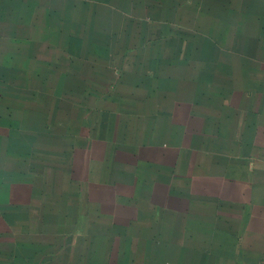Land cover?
Masks as SVG:
<instances>
[{
	"label": "crops",
	"instance_id": "obj_1",
	"mask_svg": "<svg viewBox=\"0 0 264 264\" xmlns=\"http://www.w3.org/2000/svg\"><path fill=\"white\" fill-rule=\"evenodd\" d=\"M88 2L100 37L35 41L29 77H66L68 89L56 93L108 95L119 126L147 120L165 150L195 143L178 181L148 182L153 212L179 232L217 240L212 249H237V264L248 252L264 264V0L263 12L250 0ZM106 132L105 143L124 135ZM64 175L52 179L51 212ZM4 184L0 264H60V225L49 224L44 191L33 197L26 181Z\"/></svg>",
	"mask_w": 264,
	"mask_h": 264
},
{
	"label": "rangeland",
	"instance_id": "obj_2",
	"mask_svg": "<svg viewBox=\"0 0 264 264\" xmlns=\"http://www.w3.org/2000/svg\"><path fill=\"white\" fill-rule=\"evenodd\" d=\"M88 1L0 0V192L17 181L28 182L33 197L44 191L49 224L60 225V264H237V249L210 248L213 239L179 232L149 204L152 176L178 181L180 159L195 143L165 142V150L147 120L119 126L108 95L56 93L68 89L66 77H29L35 41L100 37ZM250 1L263 12V0ZM108 127L124 135L105 143ZM58 171L65 187L51 212ZM254 256L240 263L256 264Z\"/></svg>",
	"mask_w": 264,
	"mask_h": 264
}]
</instances>
